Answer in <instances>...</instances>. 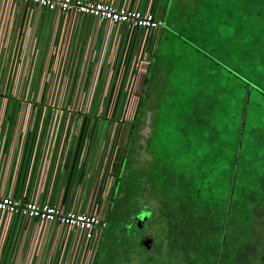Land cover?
<instances>
[{"label":"trees","instance_id":"trees-1","mask_svg":"<svg viewBox=\"0 0 264 264\" xmlns=\"http://www.w3.org/2000/svg\"><path fill=\"white\" fill-rule=\"evenodd\" d=\"M174 4L183 10L177 18L180 23L165 29L166 36L155 42L141 80L138 106L123 130L122 146L114 163L105 228L113 222L120 225L121 232L117 229L112 242L108 239V246L103 234L94 264H125L137 253L144 258L141 264H252L256 258L255 264H264L262 254L256 253L258 238L253 229L255 217L260 215L257 206L264 203L255 191L262 183L256 184L252 178V168L259 162L242 149L250 101L240 117L217 121L213 141H204L199 134L213 119L206 112L219 107L222 112L228 111L220 101L227 96V86L210 88L201 77L211 78L221 67L237 81L241 75L237 63L243 59L244 66L248 61V68L260 72L264 81V0H180ZM220 50L222 53H218ZM153 56L171 71L165 73L163 86L157 88L159 98L155 96L152 101L150 88L158 85L162 73ZM212 64L216 72L211 71ZM219 80L214 82L220 84ZM245 82L250 89L258 88L264 97V84ZM229 91H234L233 86ZM245 91L242 96L247 101L248 89ZM203 94L207 96L199 97ZM166 97L171 99L173 109H180L177 119H168L162 110L168 103ZM184 102L191 104L190 110L180 106ZM146 109L151 110V130L144 146L149 158L139 166L133 165L125 175ZM259 137L260 143L264 142V133L251 135L256 142ZM198 146H211L213 151H197ZM146 198L154 205L145 210L149 216L142 227H137L139 203ZM120 202H126L125 209L133 205L127 217L126 210L118 214ZM127 220L131 223L126 229ZM147 226L157 230L156 241L150 245L161 244L163 252L146 249L141 235ZM156 256L159 259L155 260Z\"/></svg>","mask_w":264,"mask_h":264},{"label":"built area","instance_id":"built-area-1","mask_svg":"<svg viewBox=\"0 0 264 264\" xmlns=\"http://www.w3.org/2000/svg\"><path fill=\"white\" fill-rule=\"evenodd\" d=\"M154 1L0 0V130L14 132L26 120L25 128L30 120L39 121L38 128L50 124L61 146L75 133L82 154L103 138L87 210L0 192V264H94L109 208V200L101 203L105 184L113 183L123 130L139 103L137 78L146 73L162 28ZM86 28H98L100 36ZM47 225L52 240L37 245L36 256L28 247L20 258L26 229L43 235Z\"/></svg>","mask_w":264,"mask_h":264},{"label":"crops","instance_id":"crops-1","mask_svg":"<svg viewBox=\"0 0 264 264\" xmlns=\"http://www.w3.org/2000/svg\"><path fill=\"white\" fill-rule=\"evenodd\" d=\"M176 2L180 3V0H176ZM174 3L166 0L165 5L162 3L160 8L158 7V0L153 3L152 11L162 21V28L158 36L159 40L162 36H166L165 29L174 28L177 23H180L177 18L182 16L183 10L177 8ZM43 18L44 14H40L34 25L42 27ZM95 30H97V36L99 37L100 31L98 28L94 30L86 28L88 34H93ZM95 42L96 40L94 44ZM151 42L153 43L152 39H150ZM121 49H123V46ZM146 55L148 54L146 53ZM155 59L158 67L161 65V61L153 56L152 60L155 61ZM160 67L162 73L159 77V83L157 86L152 85L154 87L150 88L156 96H158L157 88L163 86V76L166 72L171 71H166V64H162ZM158 71L160 72V70ZM158 71L157 73H159ZM141 77L137 78L140 87ZM26 121L17 124L14 132L12 130L6 131L4 128L0 130V192L22 200H48L66 207L87 210L91 205L90 197L95 190V181L99 177L96 171L102 146L99 149V145H91L86 154H82L83 150L81 151L79 147L78 153H75L74 149L78 145L75 133L68 134L64 146H61L59 142L61 134L57 130H51L48 127L50 124H43L41 128H38L39 121L30 120L28 122L30 127L25 128ZM53 142L55 143L51 145ZM83 159L85 161L84 166L79 170L77 168L78 162H82ZM111 182L105 184V191L101 198L103 204L108 201ZM26 225L30 226V224ZM52 230L53 226L47 225L43 235H41V229L37 231H33L32 227L26 229L21 238L23 245L19 257L26 256L28 247H32V256H36L35 249L37 245L47 244L52 240ZM45 247L42 248L41 246L38 251L39 256L44 254V251L41 250L46 249Z\"/></svg>","mask_w":264,"mask_h":264},{"label":"rangeland","instance_id":"rangeland-1","mask_svg":"<svg viewBox=\"0 0 264 264\" xmlns=\"http://www.w3.org/2000/svg\"><path fill=\"white\" fill-rule=\"evenodd\" d=\"M162 3H163V5H165L166 0H158V7L159 8L161 7ZM46 47H47V38L45 40V36H43L41 38L40 48L43 49V51H44ZM218 53H222V50L218 51ZM247 63H248V61H247ZM247 63L244 66L243 59L241 60L240 63L239 62L237 63L238 64L237 66L241 72V75L239 76L240 79H237V81H236V79L232 80L231 76L227 72H225V70H222L221 67H219L220 71L218 72V74H214V75L211 74V76H212L211 78L201 77V79L205 80V82H203V81H201V82L210 88H212V86H216V85H226L227 86L225 89V92H224V93H226L227 96L220 98V101L222 102L221 107H225V108L227 107L228 111L222 112V108L219 107L215 111H212L209 113L206 112V115H208L210 118H213V119L210 120V124H208V127L202 128L199 131V134L202 135V138L204 141L207 139H210L208 141H213V139H212L213 129L215 127V124L218 123L217 121L225 120L228 118L240 117L241 111L250 101V105L248 106V110L246 111V117H247L246 118L247 119L246 124H247V126H246V131L244 132V139L246 140V142L245 143L243 142L242 149H243V153L246 156L251 157L253 159L256 158L255 161H257V163L259 162V165L256 164L255 165L256 167L252 168V175H253L252 178L254 181H256V184H259L260 182L262 183L261 186H259L260 190L257 191V188H255V191L258 192L256 194V196L262 197V200H264V162H263L264 161V142L260 143V140L262 139V137H259L258 142L253 141V138L251 139V135L253 133L254 134L258 133L259 135L264 133V97L259 93V91L257 90L258 88L256 89V87H255L254 90L250 89V87H249L250 85L245 82L246 80H249V81H253V82L257 83L258 85H260V84H264V81L262 80V77L260 76L261 75L260 72L256 73L253 71V68L249 69L247 66ZM214 67H215V64H212L211 71H214ZM216 71H214V72H216ZM217 80L220 81V84H216L214 82ZM244 83H246V85H244ZM137 85H138V81H137V84L135 85L134 91H136L137 89L140 88L139 85L138 86ZM232 86L234 88V91L230 92L229 90H230V88H232ZM245 89H248L247 94L249 97H248V100L246 99L247 101H245V99L242 96V93H246ZM221 92L223 93L222 90H221ZM249 93H250V95H249ZM150 95H151V99L153 101V99L156 95L153 92H151ZM203 96H207V95L203 94V95H200L199 97H203ZM166 98H167L166 100H168V103L166 105H164L162 110H165L167 112L166 117H168V119H173V117L177 119L176 115H177V113L180 112V109L179 108L173 109L172 105H170L171 99L169 97H166ZM133 99L135 102L136 99L134 97H133ZM150 104H149V106H150ZM180 106L184 109L190 110L189 106L191 107V104L189 105L188 103L184 102V103L180 104ZM150 116H151V110H147V109L143 113V115L141 116V119H140L139 124H138L137 135L133 141L132 149L130 151V158L128 160V163L125 165V172H126L125 175L128 174L127 173L128 170H132L133 165L139 166L140 162L146 161L149 158V156L146 154V152L144 150V146H145V140H146V138L149 135L150 130H151L150 125H149ZM219 125H221V124H219ZM105 126H106V123H105ZM259 127H261V128H259ZM123 134H124V132H123ZM217 136H219V135H217ZM95 143H96L95 140L92 141L93 146ZM102 143H103V138H101L100 143H98V141H97L96 144H97V146L99 145V149L101 148ZM205 147L203 146L201 148L200 146H198L196 148V150L201 151V152L207 151L209 153L213 151L211 146L209 147V149H208V147H206V148ZM258 157H260V158H258ZM129 197H130V195H129ZM127 199L130 201L129 198H127ZM125 204H126V202L125 203L120 202V206H119V209H117V211L119 212L118 214L121 215L126 210L125 214L127 217L128 212L130 211V213H131L133 211V205L131 203L130 204L128 203L129 206L127 209H125L124 208ZM139 204H140V207H139L140 214L136 215L137 216L136 217V219H137L136 225H137V227H142L146 218L149 216V214L146 213L145 210H151L153 208L154 203H153V201L146 198L145 200H141V202ZM257 211H258V213H260V215L258 214L255 217V221L253 220L254 221L253 229H254L255 234H257V238H258V245H256V253L260 255V254H262L263 249H264V203H261L257 206ZM130 223L131 222L129 220H127L124 228L127 229V226H129ZM119 226L120 225H118L116 223L110 222L109 226H107V228L104 229L103 234H105V237L104 236H102V237H104V239H105L104 243H106L105 244L106 246H108L110 243L108 241V239L111 241V239H114L113 236H116L117 229L119 228ZM120 232H121V230H119V233ZM156 233H157V230L154 231V229H152L151 227L148 228V226H147L146 232L144 234H142L141 236H144L143 239H145V237H146V239L148 237H150L152 239V242H153V241H156V239L154 238ZM104 239H102V240H104ZM143 239H142V241H143ZM152 242L150 244H153ZM150 246H151L150 249H153L154 251H156L157 254L164 251L163 248L161 247V244H158L156 242H155V246H152V245H150ZM104 248L106 249V247H104ZM108 250H110V249H108ZM157 259H159V258H157V256H156L155 260H157ZM255 260H258V258H256ZM255 260L253 261L252 264H255ZM143 261H144V258L143 259L140 258V255L137 253L135 255H131L125 264H141ZM154 264H157V263H154Z\"/></svg>","mask_w":264,"mask_h":264},{"label":"water","instance_id":"water-1","mask_svg":"<svg viewBox=\"0 0 264 264\" xmlns=\"http://www.w3.org/2000/svg\"><path fill=\"white\" fill-rule=\"evenodd\" d=\"M152 242V239L150 237H148L147 239L144 240V243H147V245H149ZM262 259L264 262V250H263V254H262Z\"/></svg>","mask_w":264,"mask_h":264},{"label":"flooded vegetation","instance_id":"flooded-vegetation-1","mask_svg":"<svg viewBox=\"0 0 264 264\" xmlns=\"http://www.w3.org/2000/svg\"><path fill=\"white\" fill-rule=\"evenodd\" d=\"M146 236H147V235H146ZM145 239H146V237H145ZM145 239H143V241H142L143 243H144V240H145ZM144 244L146 245V249L149 250V249L151 248L150 244H149V245H147V243H144ZM263 250H264V249H263ZM262 254H263V252H262Z\"/></svg>","mask_w":264,"mask_h":264}]
</instances>
